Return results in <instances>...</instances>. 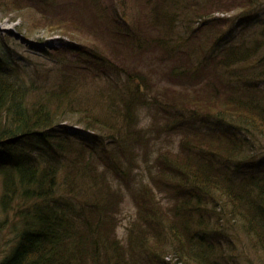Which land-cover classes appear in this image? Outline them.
Listing matches in <instances>:
<instances>
[{
	"label": "trees",
	"instance_id": "16d2710c",
	"mask_svg": "<svg viewBox=\"0 0 264 264\" xmlns=\"http://www.w3.org/2000/svg\"><path fill=\"white\" fill-rule=\"evenodd\" d=\"M29 1L0 0V10ZM168 4L152 7L154 36L116 28L108 19L103 23L104 31L121 40L116 43L122 53L163 52L162 62L170 66L162 74L170 84L158 91L143 74L136 73L142 79L136 83L125 65L99 62L94 53L83 56L97 63L90 71L70 59L47 67L22 64L8 50L9 35L0 36V207L4 220L12 213L13 227L0 264H141L136 254L144 252L168 264L160 257L166 252L160 241L170 242L184 264H229L233 245L218 236L221 214L253 235L264 253V23L249 40L221 44L215 38L199 58L195 27L183 29L178 46L171 42L177 27ZM94 8L96 0L76 6L89 10L86 28L93 30L101 28ZM41 13L53 31L73 24L60 14ZM101 69L119 79L95 81ZM142 109L151 122L139 127ZM198 114L214 129L185 122ZM68 119L78 126L67 125ZM156 128L176 142L169 146L172 136L157 141ZM88 130L104 132L117 145L108 158L120 172L133 161H122L123 150L141 154L139 184L125 183L135 205L125 242L116 234L114 211L122 189L108 179L104 157L107 169L99 170L87 149Z\"/></svg>",
	"mask_w": 264,
	"mask_h": 264
},
{
	"label": "rangeland",
	"instance_id": "374dc122",
	"mask_svg": "<svg viewBox=\"0 0 264 264\" xmlns=\"http://www.w3.org/2000/svg\"><path fill=\"white\" fill-rule=\"evenodd\" d=\"M83 1L49 0L45 2L43 0H30L22 8H4L0 10V36L9 35L7 36L9 37L8 50L23 58L22 64L26 62L47 67L70 59L78 65L85 63L90 71L97 63L92 60V57L87 58V61L83 60V56L85 52L94 53L98 54L99 60L101 59L99 62L103 60L119 67L125 65L128 71L136 78V83L140 84L142 80L140 77H135L136 73L143 74L145 81L155 91H158L162 86L170 84L168 75L162 74V71L164 69L168 70L170 66L162 62L161 56L163 52L157 50L160 52L155 54L136 52L130 55L127 51V53L118 51L116 41L121 40L116 36L109 35L106 30L104 31L103 23L106 19L113 22L116 28L123 30L130 29V27H134V30L139 28V32H143L147 36H154L157 33L153 25V17L151 16L154 3L156 4L159 1L169 2L165 10L174 14L175 25L173 27H177L174 30L176 34H172V37L176 36V39L171 42H173V45L178 46L185 39L182 33L183 29L195 27V31H197L201 41V43H196V46L201 48L198 53L199 58L202 54L205 55V50L208 51L214 45L215 38H219L218 41L221 44H225L229 40L234 42L240 41V39L249 40L252 39L250 34L256 32L259 26L264 23V0H96L98 8H94V11L99 14L100 18H97V20L101 28L93 30L90 27L86 28L89 10H81L80 12L76 10V6ZM40 4L43 5L38 6ZM86 6H89L88 3ZM196 7H199V11L195 9ZM63 9L64 12L60 14ZM193 9L198 11V15L193 21H190L189 14L193 13ZM47 10L50 11L49 16L55 15L57 17L60 14L61 16L58 17L67 18L73 24L70 23L71 26L68 27V30L57 29L53 31L50 24L47 23L48 18H45L44 14L41 13L44 11L47 13ZM102 12L106 14V17L100 15ZM71 44L75 45V50L70 49ZM95 74H97L95 81L98 82H103L111 77L119 79L117 74L113 71L111 73L107 72L106 69L98 70ZM123 77L126 79L125 72ZM89 87L87 86V89ZM144 110L142 109L138 112L139 127L148 126L151 122V118L149 119L150 115ZM66 122L67 125H76L73 119H68ZM185 122L199 129L214 127L213 122L205 118L203 114L190 116L188 120L185 119ZM88 131L90 134L88 137L90 149L88 147L87 149L93 150V155H95L93 159L98 163L99 170L107 169L108 165L106 166L101 160V157H104L110 166L109 171L106 173L108 179L115 184H119L122 189L123 195L114 211L116 212L115 219H117L116 234L121 238L122 242H125L127 226H129L127 224L135 212L132 195L130 192H126L125 183L130 182L135 186L139 184L137 180L141 176V172L137 168L139 164L137 161H140L141 154L136 152V155L132 156L127 149L123 150L121 152L122 157L120 156L121 159L123 158L122 161H125V164H127L126 162L129 164L128 159L133 161L130 170L124 169L120 172L118 171V165L116 166L117 163L112 162L108 158L111 148L116 149L117 145L107 140V135L104 132ZM154 131L153 136L160 143L167 142L166 139L172 136V134L166 133L163 135L164 133L160 128H156ZM93 138L101 141L96 142ZM256 140L259 141L258 139ZM175 142L176 137L172 136L169 146ZM163 199L166 200L167 197L165 196ZM4 215L6 216V213L0 207V220L5 221V223H0V257L9 248V242L13 236L10 233L13 229L11 225L12 213L10 212L7 216L9 220H4ZM227 219L229 217H222L221 214V221L223 222L220 221V224L222 223L223 227L220 229V235L218 236H221V241H226L224 239L232 240L233 248L231 253L234 257L231 260L232 263L229 264H264V253L256 243L254 236L246 233L238 224L236 225L234 218H232L234 221L230 219V222H227ZM164 236L166 237V234ZM164 242L160 241L158 243L166 251L160 256L162 261H167L168 264H184V261L182 262L176 257L173 245L170 242ZM153 246L158 247V245L154 244ZM136 256L140 258L141 264H160L156 258L146 252L140 256L136 254Z\"/></svg>",
	"mask_w": 264,
	"mask_h": 264
}]
</instances>
